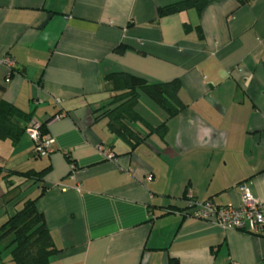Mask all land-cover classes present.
Returning a JSON list of instances; mask_svg holds the SVG:
<instances>
[{"label": "crops", "instance_id": "1", "mask_svg": "<svg viewBox=\"0 0 264 264\" xmlns=\"http://www.w3.org/2000/svg\"><path fill=\"white\" fill-rule=\"evenodd\" d=\"M179 1L0 0V100L31 116L13 117L17 142L0 138V227L36 198L50 264H264V237L194 218L190 205L238 206L244 183L264 203V0L160 15ZM118 71L181 83L185 107L169 119L142 96L138 110L166 126L134 149L99 117ZM32 120L47 123L49 155L35 153ZM46 167L41 181L14 173ZM0 264H13L10 249Z\"/></svg>", "mask_w": 264, "mask_h": 264}, {"label": "trees", "instance_id": "2", "mask_svg": "<svg viewBox=\"0 0 264 264\" xmlns=\"http://www.w3.org/2000/svg\"><path fill=\"white\" fill-rule=\"evenodd\" d=\"M234 1L237 8H240L253 0ZM208 3V0H182L161 7L159 13L160 15L174 14L191 7L202 11ZM125 50V46L115 49L118 53H123ZM106 81L111 85L112 96L99 117L106 118L108 131L118 136L132 149L145 142L152 133H162L166 126V121L153 125L138 110L142 96H147L160 107L167 119L177 115L185 107L179 95L181 83L177 79L169 82H152L132 72L118 71L108 74ZM15 116L24 119L31 117L16 106L0 100V138H11L14 142L20 139L24 129L13 122ZM137 123L143 124L148 129V133L140 132L134 125ZM41 131L48 135L46 122L42 124ZM50 169L46 167L41 171L29 170L14 173L27 179L41 181ZM1 172L0 168V174ZM36 203V198L25 199L16 213L0 227V251L3 250L4 242V247L11 245L8 249L11 250L13 264H50V257L56 251L45 216L39 211ZM171 264H180V261L176 257L171 258Z\"/></svg>", "mask_w": 264, "mask_h": 264}, {"label": "built area", "instance_id": "3", "mask_svg": "<svg viewBox=\"0 0 264 264\" xmlns=\"http://www.w3.org/2000/svg\"><path fill=\"white\" fill-rule=\"evenodd\" d=\"M2 63L8 69L7 82L16 67V60L6 55ZM42 123L32 120L26 128V132L34 142L35 153L38 156L49 155L52 149L53 139L42 133ZM104 155L114 158V153L109 148L100 147ZM152 176L148 177L151 180ZM241 194V202L238 206H220L213 200L202 203L191 201V216L197 219H209L217 222L223 228L235 229L264 237V203L257 200L251 193L249 187L244 183L238 186Z\"/></svg>", "mask_w": 264, "mask_h": 264}, {"label": "rangeland", "instance_id": "4", "mask_svg": "<svg viewBox=\"0 0 264 264\" xmlns=\"http://www.w3.org/2000/svg\"><path fill=\"white\" fill-rule=\"evenodd\" d=\"M143 100H144V104H145L146 108L150 109L151 108L150 106H152V108H157L158 109V106L153 101H151L149 98L144 97ZM4 245H5V242L2 245L4 251L7 250L8 248H10V246H11V245L8 244L7 246L4 247Z\"/></svg>", "mask_w": 264, "mask_h": 264}]
</instances>
